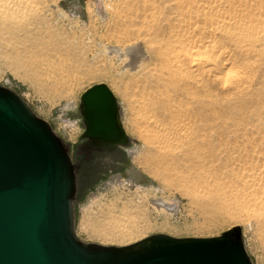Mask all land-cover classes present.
<instances>
[{
  "label": "bare ground",
  "instance_id": "bare-ground-1",
  "mask_svg": "<svg viewBox=\"0 0 264 264\" xmlns=\"http://www.w3.org/2000/svg\"><path fill=\"white\" fill-rule=\"evenodd\" d=\"M104 1L100 9L117 18L110 38H128L124 47L105 51L131 65L138 93L147 96L137 100L139 112H146L139 132L164 150L207 153L194 191L212 193V204L251 229L264 251V97L255 80L264 60V0ZM38 11L34 0H0V37L7 33L17 40L16 29ZM139 38L147 55L142 42H132ZM45 41L30 47L47 48ZM204 130H212L208 151L211 139ZM164 201L156 204L176 203Z\"/></svg>",
  "mask_w": 264,
  "mask_h": 264
},
{
  "label": "rangeland",
  "instance_id": "rangeland-1",
  "mask_svg": "<svg viewBox=\"0 0 264 264\" xmlns=\"http://www.w3.org/2000/svg\"><path fill=\"white\" fill-rule=\"evenodd\" d=\"M34 1L39 11L30 17L33 21L16 29L19 38L13 40L7 33L0 37L3 38L0 39V85L20 94L34 113L48 121L69 145L78 178L75 199L78 236L89 243L123 246L160 233L180 238L216 237L239 228L253 263L264 264V251L252 230L212 204V193L204 188L194 191L193 180L202 169L207 153L164 150L156 140H149L139 132L144 129L146 112H139L137 100L147 96L138 93L131 65L123 57L105 51L110 45L124 47L128 43L127 37L110 38L115 35L117 18L100 9V6L104 9L105 1ZM44 41L48 42L47 48L30 47ZM54 41L58 45L52 50ZM137 41L144 44L142 48L147 55L145 43L140 38L132 42ZM24 61L30 65H19ZM63 63L68 65L65 67ZM61 65L68 72H62ZM256 76L264 97V60L258 63ZM98 83H106L116 94L130 142L117 150H97L90 155L83 149L87 140L83 138L81 97ZM203 133L209 134L211 145L207 151L211 150L212 130ZM157 200H165L169 205L172 201L176 203L174 208L163 207L156 204ZM121 224L133 232L124 233Z\"/></svg>",
  "mask_w": 264,
  "mask_h": 264
},
{
  "label": "water",
  "instance_id": "water-1",
  "mask_svg": "<svg viewBox=\"0 0 264 264\" xmlns=\"http://www.w3.org/2000/svg\"><path fill=\"white\" fill-rule=\"evenodd\" d=\"M85 150L128 145L120 104L105 83L81 97ZM70 147L16 91L0 85V264H254L239 228L216 237L155 234L116 246L76 231Z\"/></svg>",
  "mask_w": 264,
  "mask_h": 264
},
{
  "label": "flooded vegetation",
  "instance_id": "flooded-vegetation-1",
  "mask_svg": "<svg viewBox=\"0 0 264 264\" xmlns=\"http://www.w3.org/2000/svg\"><path fill=\"white\" fill-rule=\"evenodd\" d=\"M97 150H93V151H90V150H87L88 154H93L94 152H96Z\"/></svg>",
  "mask_w": 264,
  "mask_h": 264
}]
</instances>
